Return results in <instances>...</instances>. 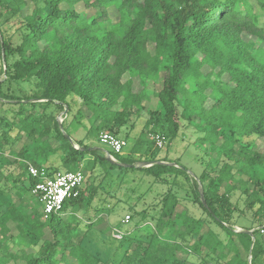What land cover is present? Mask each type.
<instances>
[{
  "label": "trees",
  "instance_id": "16d2710c",
  "mask_svg": "<svg viewBox=\"0 0 264 264\" xmlns=\"http://www.w3.org/2000/svg\"><path fill=\"white\" fill-rule=\"evenodd\" d=\"M81 3L94 14L79 12ZM111 8L119 14L116 23ZM263 17L264 0H0V113L5 114L0 120V264H264L259 230L264 227V152L221 136L223 130L234 136L239 129L264 138ZM246 35L259 42L256 50ZM206 66L210 72L205 75ZM224 75L230 82L222 80ZM136 80L141 86L137 91ZM11 82L31 83L32 94L5 90ZM153 97L158 107L149 109ZM74 98L81 102L75 121L89 124L90 141L102 132L118 136L147 114L129 155L108 151L133 167L111 162L102 149L90 150L100 146L85 139L74 144L69 131L62 132L66 119L61 125L56 113L67 109L69 116ZM209 99L214 103L207 109ZM5 105L18 106L9 127L2 122L9 117ZM179 107L189 113L188 119L198 117L205 134L200 142L210 143L209 150L222 143L223 165L203 170L197 179L180 160L160 158V149L149 142L151 134L164 136L168 146L179 137L184 118ZM20 133L28 141L18 154L22 160L52 175L59 168L50 163L58 159L66 171L81 168L86 176L79 197L48 218L31 194L39 179L28 174L27 164L15 160V169L8 171L11 163L3 149ZM141 162L155 164L135 167ZM128 171H143L157 181L184 175L192 182L196 202L226 239L204 219L177 212L179 196L170 189L153 218L155 231L149 239L122 236L118 262L90 252L84 246L87 233L103 219L83 228L78 213L101 215L102 207L93 202H105L104 183L110 178L109 184L115 183V176ZM237 189L256 224L243 228L254 230L253 237L236 231L232 223L239 208L232 200Z\"/></svg>",
  "mask_w": 264,
  "mask_h": 264
},
{
  "label": "rangeland",
  "instance_id": "374dc122",
  "mask_svg": "<svg viewBox=\"0 0 264 264\" xmlns=\"http://www.w3.org/2000/svg\"><path fill=\"white\" fill-rule=\"evenodd\" d=\"M30 7L31 9L34 8L31 3ZM76 8L79 12L84 13L86 16H92L94 14L93 9H86L82 3L78 4ZM110 16L114 23L119 21V14L115 9H110ZM261 22H264V17L261 19ZM8 29H10L9 26ZM244 39L252 50H256L260 45L259 42L251 36L246 35ZM1 67L2 62L0 61V69ZM202 72L206 75L210 72V68L206 66L202 69ZM4 78L5 76L1 79ZM214 79L215 76H212V80ZM222 80L230 82L229 76L227 75H224ZM9 85L10 86H5V90L10 89L11 91H14L15 94L20 96H30L32 94L31 83L19 85L17 82H11ZM135 86L136 91L141 89L137 80L135 81ZM155 88L159 89V86ZM206 93H210V90H207ZM69 103L72 106L69 116L66 109L63 112L56 113L59 122L62 121L63 123L66 119L64 128L61 127L62 132L66 134L64 129L69 131L71 126L76 125V130L70 133L74 140L85 139L89 144L98 145L103 148L105 152H108L109 149L102 146L99 143V139H91L90 141L87 138L89 124L86 121H84L83 125L76 123L75 117L78 112L77 110L81 105L80 100L78 98L70 99ZM213 103L214 102L211 99L207 100L205 104L206 108H211ZM16 106L17 105L4 106L5 111L7 109L10 110L7 114L9 119L6 118L7 120L2 121L4 122V127H9V124L13 121V113L18 110V106ZM148 107L149 109H156L158 107L157 100L154 97L148 104ZM179 108L180 112L184 114V118H182L183 127L181 133L170 146L167 145V140L163 148L160 149L156 146L160 149L159 157L167 158L170 161L180 160L181 164L187 168L192 178H198L203 170L207 168L209 170H218L219 167L223 165V158L220 155L222 153V143L217 145V149L215 151L212 152L209 150L210 143L200 142V139L204 137L205 134L199 129V126L202 124L200 123L198 117L193 116L191 119H188L189 113L185 111L183 107ZM33 110L42 112V108L40 107H35ZM0 115L1 120L2 115L5 114L0 113ZM146 118H148V116L145 113L144 118L137 121L134 120L135 122L132 120L128 125L123 127L119 133L118 137L126 142L122 155H129L132 147L143 130ZM16 133L17 131H11L10 135L15 136ZM154 135L155 134L149 135V142L154 141ZM221 136L225 139L228 138L230 144H233L235 139H237L236 144L238 145L242 144L252 146L254 144L260 152H264V138L248 136L239 129H237L234 136H232L228 131L223 130L221 131ZM7 160L9 161L7 162L9 165V163H11L10 161L13 159H9L7 157ZM172 164H174V162H172ZM164 178L165 179L163 181H157L143 171H128L124 174V176H119L118 178L115 176V183L110 182L109 184V181L113 178L107 180L104 183V191L106 192H103L101 195L102 197H106L105 202L103 204H99L97 200L93 202L94 207H102L101 215L96 216L95 211H91L89 215L84 214L83 211L78 213L79 219L82 220L83 228H86V224L95 221L99 217H102L103 219L87 233L84 246L90 252L98 254L103 259L109 258L118 262L122 252L119 251L118 255L115 253L119 243L124 240V237L149 239L154 233L156 222L153 218L158 217L161 201L166 195V192L170 189L179 196L180 205L177 208V212L204 219L212 230H214L221 239L225 240L226 234L223 230L211 221L208 215L196 202L192 182L188 181L182 174L168 175ZM199 187L201 188L200 185ZM12 195L13 199L16 200V194ZM232 200L239 207L234 212L232 219V223L234 224L236 231L244 230L243 228H250L254 225L256 226L252 219V213L245 211L244 196L242 195V191L240 189L234 191ZM37 205L40 207V204ZM127 215H130L132 218L130 223L125 224L123 221ZM13 233L14 235L18 233L15 228L13 229ZM120 234L123 236L122 239L121 237H117V235ZM14 250L17 251L19 249L15 247Z\"/></svg>",
  "mask_w": 264,
  "mask_h": 264
},
{
  "label": "built area",
  "instance_id": "2783aa9c",
  "mask_svg": "<svg viewBox=\"0 0 264 264\" xmlns=\"http://www.w3.org/2000/svg\"><path fill=\"white\" fill-rule=\"evenodd\" d=\"M153 140L160 149L166 144V138L160 134H155ZM99 143L113 153L121 155L126 146L123 139L108 132H102L99 135ZM111 157L117 161L113 155ZM27 171L31 177L39 179L32 188L31 194L41 204L44 218L61 212L66 201L79 197L86 179L81 168L75 171H58L50 175L46 168H38L27 163ZM130 221L131 216L127 215L123 222L128 224ZM259 230L264 234V227ZM117 237L120 238L122 235H117Z\"/></svg>",
  "mask_w": 264,
  "mask_h": 264
},
{
  "label": "crops",
  "instance_id": "0c3cea01",
  "mask_svg": "<svg viewBox=\"0 0 264 264\" xmlns=\"http://www.w3.org/2000/svg\"><path fill=\"white\" fill-rule=\"evenodd\" d=\"M76 125L75 126H71L70 129H69V133H71L72 131L74 132L76 130ZM20 136H17V140L14 142L13 139L11 140L10 144L8 146H6L4 149H3V154H4V157H8L9 159H13L10 164V166L8 167V171L9 172H12L14 169H15V165H13V162L15 160L17 161H22L24 162L25 164L27 163H30L28 161H25V160H22L20 157H19V152L21 151V149L28 144V141H27V137L25 134L23 133H20L19 134ZM71 138V137H70ZM73 143L75 144V140L73 138H71ZM82 140V139H81ZM88 143V142H86ZM75 147H79L77 145H75ZM1 153V151H0ZM31 164V163H30ZM54 168H59V171H66L65 169H63L61 167V163L59 162L58 159H53L52 160V163H50ZM49 164V166H50ZM53 168V169H54Z\"/></svg>",
  "mask_w": 264,
  "mask_h": 264
},
{
  "label": "water",
  "instance_id": "95a60500",
  "mask_svg": "<svg viewBox=\"0 0 264 264\" xmlns=\"http://www.w3.org/2000/svg\"><path fill=\"white\" fill-rule=\"evenodd\" d=\"M66 112H67V109H66ZM60 124L62 125V121H60ZM68 138L70 139V141L71 142H73L72 141V139L68 136ZM76 148H78V149H80V147H76ZM95 149H102V150H104L103 148H101V147H92V148H90V150H95ZM82 150H85V148H82ZM106 155H107V157H108V159L111 161V162H113V163H115V164H117V165H123L124 167H133L134 165H128V164H121V163H119L118 161H115L112 157H111V155H110V153H108V152H106ZM159 163H161V164H169V163H166V162H159ZM155 163H152V162H141V163H139V165H135V167H142V168H147V167H150V166H152V165H154ZM173 165H175V166H177L176 164H173ZM195 179H197L196 177H195ZM201 200H202V203L205 205V207H208V205H207V203H206V200H205V198H204V194H203V192L201 191ZM238 232H245V233H247L248 235H250V236H252L253 237V235H254V230H239ZM254 241V240H253ZM253 248V247H252ZM251 248V249H252ZM250 263H251V258H250Z\"/></svg>",
  "mask_w": 264,
  "mask_h": 264
}]
</instances>
